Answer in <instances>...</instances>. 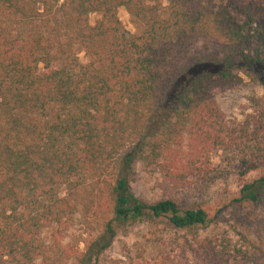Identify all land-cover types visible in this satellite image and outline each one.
Wrapping results in <instances>:
<instances>
[{
    "label": "trees",
    "instance_id": "obj_1",
    "mask_svg": "<svg viewBox=\"0 0 264 264\" xmlns=\"http://www.w3.org/2000/svg\"><path fill=\"white\" fill-rule=\"evenodd\" d=\"M243 77L264 82V0H0V264H99L129 225L213 221L137 196L138 164L189 187L234 150L240 176L261 174L233 201L262 204L264 112L227 119L215 99ZM242 238H195L174 264H256Z\"/></svg>",
    "mask_w": 264,
    "mask_h": 264
},
{
    "label": "rangeland",
    "instance_id": "obj_2",
    "mask_svg": "<svg viewBox=\"0 0 264 264\" xmlns=\"http://www.w3.org/2000/svg\"><path fill=\"white\" fill-rule=\"evenodd\" d=\"M160 1L167 4L168 0ZM117 15L124 33L137 31L124 7L118 8ZM98 18L97 13H89L90 24ZM79 58L82 62L87 61L83 52L79 53ZM215 99L227 119L242 121L248 114L264 112V82L243 77L237 88L217 91ZM237 155L234 150L214 152L212 163L217 168V178L213 181L195 180L189 187L174 186L156 168L138 164L130 181L137 196L149 202L170 198L182 207L199 206L213 217V221L205 227L191 229H178L165 221L129 225L119 230L111 245L101 254L99 264H134L141 261L174 264L181 246L195 238L213 236L241 245L246 243L242 236L246 237L250 241V251L256 256V264H264V202L260 205H241L233 201L241 184L259 176L261 171L240 176ZM87 231L80 222H74L67 234L81 239L88 237ZM69 239V236L65 238Z\"/></svg>",
    "mask_w": 264,
    "mask_h": 264
}]
</instances>
